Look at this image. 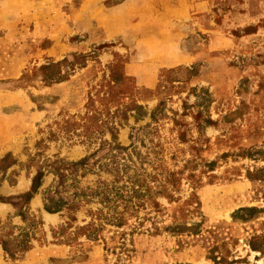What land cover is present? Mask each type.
Here are the masks:
<instances>
[{
	"label": "rangeland",
	"instance_id": "rangeland-1",
	"mask_svg": "<svg viewBox=\"0 0 264 264\" xmlns=\"http://www.w3.org/2000/svg\"><path fill=\"white\" fill-rule=\"evenodd\" d=\"M0 264H264V0H0Z\"/></svg>",
	"mask_w": 264,
	"mask_h": 264
},
{
	"label": "crops",
	"instance_id": "crops-1",
	"mask_svg": "<svg viewBox=\"0 0 264 264\" xmlns=\"http://www.w3.org/2000/svg\"><path fill=\"white\" fill-rule=\"evenodd\" d=\"M189 7H190V5L187 3V5L182 8V11L180 10L177 13L175 11H173L172 14L173 15H177L179 17L180 16H183L184 17L186 15H189Z\"/></svg>",
	"mask_w": 264,
	"mask_h": 264
},
{
	"label": "trees",
	"instance_id": "trees-1",
	"mask_svg": "<svg viewBox=\"0 0 264 264\" xmlns=\"http://www.w3.org/2000/svg\"><path fill=\"white\" fill-rule=\"evenodd\" d=\"M46 209H47V210H49V211L51 210V209H50L48 206H47V208H46Z\"/></svg>",
	"mask_w": 264,
	"mask_h": 264
}]
</instances>
